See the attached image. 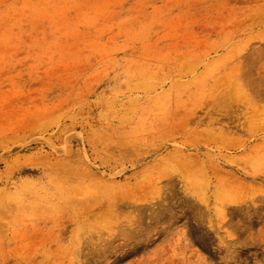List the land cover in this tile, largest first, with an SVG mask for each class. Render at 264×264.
I'll list each match as a JSON object with an SVG mask.
<instances>
[{"label": "rangeland", "instance_id": "obj_1", "mask_svg": "<svg viewBox=\"0 0 264 264\" xmlns=\"http://www.w3.org/2000/svg\"><path fill=\"white\" fill-rule=\"evenodd\" d=\"M0 264H264V0H0Z\"/></svg>", "mask_w": 264, "mask_h": 264}]
</instances>
